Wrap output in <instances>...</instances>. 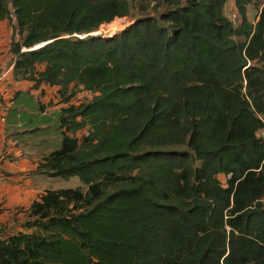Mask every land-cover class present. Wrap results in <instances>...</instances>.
<instances>
[{"label":"trees","instance_id":"1","mask_svg":"<svg viewBox=\"0 0 264 264\" xmlns=\"http://www.w3.org/2000/svg\"><path fill=\"white\" fill-rule=\"evenodd\" d=\"M257 2L140 0L136 14L134 0H0V21L13 8L15 79L59 86L64 103L95 94L41 118L44 106L17 95L16 135H60L37 171L80 184L34 200L0 264H264Z\"/></svg>","mask_w":264,"mask_h":264},{"label":"crops","instance_id":"2","mask_svg":"<svg viewBox=\"0 0 264 264\" xmlns=\"http://www.w3.org/2000/svg\"><path fill=\"white\" fill-rule=\"evenodd\" d=\"M231 6L235 7L234 2ZM14 25V18L0 21V233L4 238L23 230L32 202L49 188L47 182L52 177L37 171L40 153L45 145L60 143V135H16L20 129L9 121L10 108L19 93L44 106V112L37 111L39 117L59 111L75 98L64 103L59 86L42 83L35 87L34 81L14 78ZM260 134L264 136V128Z\"/></svg>","mask_w":264,"mask_h":264},{"label":"rangeland","instance_id":"3","mask_svg":"<svg viewBox=\"0 0 264 264\" xmlns=\"http://www.w3.org/2000/svg\"><path fill=\"white\" fill-rule=\"evenodd\" d=\"M140 0H134V12H136V14L138 13V11H136V6L139 3ZM142 2L148 1V0H141ZM232 2H229L226 6V12L227 15H231L232 12L234 13V6H231ZM11 7V15L8 19H10L12 21L13 18V8L12 5L10 4ZM264 7V0H258L257 3L252 4L249 6L248 8V17L251 21L256 22L259 14L262 10V8ZM138 8V6H137ZM150 12H152V10H150ZM133 17H123V18H117L116 20H114V22L108 23V24H103L100 29L98 31H96L95 33H93L92 35H102L106 38H109V36L107 35V33L109 31L113 32V35H115L116 33L124 30L125 28H127L128 26H130L132 23H134V21L138 18H134ZM233 18L236 22H238V18L237 15H233ZM115 27V28H114ZM109 34V33H108ZM112 37V36H111ZM95 94L90 92V91H86V90H78L77 91V95H75L74 99L71 101L74 104H80L83 101L87 100V99H91ZM17 129H24V125L20 124L18 125ZM220 179L222 180L223 183L226 184L227 182V178L225 175H221ZM49 188H67V187H76L80 184V179L78 178V176H74V177H70V178H62V177H53L48 179L47 182Z\"/></svg>","mask_w":264,"mask_h":264},{"label":"bare ground","instance_id":"4","mask_svg":"<svg viewBox=\"0 0 264 264\" xmlns=\"http://www.w3.org/2000/svg\"><path fill=\"white\" fill-rule=\"evenodd\" d=\"M114 28H115V27H114ZM108 33H109V34H108ZM108 33H107V35H108L109 37L113 36V32L109 31Z\"/></svg>","mask_w":264,"mask_h":264},{"label":"built area","instance_id":"5","mask_svg":"<svg viewBox=\"0 0 264 264\" xmlns=\"http://www.w3.org/2000/svg\"><path fill=\"white\" fill-rule=\"evenodd\" d=\"M13 18H14V15H13ZM3 235L0 233V243H1V241L3 240Z\"/></svg>","mask_w":264,"mask_h":264},{"label":"water","instance_id":"6","mask_svg":"<svg viewBox=\"0 0 264 264\" xmlns=\"http://www.w3.org/2000/svg\"><path fill=\"white\" fill-rule=\"evenodd\" d=\"M136 21V20H135ZM114 36V35H113ZM110 38V37H109Z\"/></svg>","mask_w":264,"mask_h":264}]
</instances>
